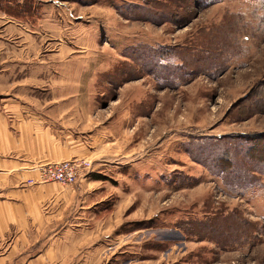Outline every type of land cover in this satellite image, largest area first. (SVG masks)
Listing matches in <instances>:
<instances>
[{"label":"rangeland","instance_id":"374dc122","mask_svg":"<svg viewBox=\"0 0 264 264\" xmlns=\"http://www.w3.org/2000/svg\"><path fill=\"white\" fill-rule=\"evenodd\" d=\"M199 1L0 10V130L48 147L20 153L35 159L9 189L55 236L32 255L51 242L57 264H264V165L238 140L264 137V0ZM75 159L90 163L78 184L40 180Z\"/></svg>","mask_w":264,"mask_h":264},{"label":"crops","instance_id":"0c3cea01","mask_svg":"<svg viewBox=\"0 0 264 264\" xmlns=\"http://www.w3.org/2000/svg\"><path fill=\"white\" fill-rule=\"evenodd\" d=\"M22 143H27V138L23 134H16L7 129L0 130V264H57V256L52 255L54 243L46 244L44 254H31L39 244L43 245L55 236H52V233L50 236L46 234L48 230L47 228L44 230L45 225L42 220L32 218L35 210L26 207L27 194L20 189L9 190L11 185L16 186L21 182L25 172L23 170L29 166L31 160L35 159V157L26 158L20 153L24 151L38 153L37 161L45 157L49 159L45 154V148L48 147L44 143L42 146L39 144L34 146L35 142L32 144L30 141V144H27L32 145L31 148H23L20 146ZM60 196L66 195L59 194L56 198ZM75 197V194L71 193V199ZM35 214L41 215L43 211Z\"/></svg>","mask_w":264,"mask_h":264},{"label":"trees","instance_id":"16d2710c","mask_svg":"<svg viewBox=\"0 0 264 264\" xmlns=\"http://www.w3.org/2000/svg\"><path fill=\"white\" fill-rule=\"evenodd\" d=\"M217 2H220L219 0H200L199 4L201 7L206 8L210 5H213ZM0 10L4 11L5 13L12 15V16H17L20 18L21 16L27 14V7L24 4L20 3V0H0ZM264 139V137H259V138H247V137H239L238 140L243 142V145L246 146L247 142L249 145L253 144L256 145L255 147H248L246 150V156L248 157L249 161L256 162L258 161L259 164L264 165V141L261 143V141ZM255 140V141H254ZM246 142V144L244 143ZM254 142V143H252ZM256 142V143H255ZM247 145V146H249ZM242 148V147H241ZM230 150V149H228ZM226 155L222 156V159L220 158L218 163L220 161H223L222 165L223 168H219L218 175L225 180L226 184L232 185L233 183L239 182L240 180H243L244 176H242L240 173L237 172L234 169V165L230 163V159ZM250 157V158H249ZM259 158V159H257ZM216 162V161H215Z\"/></svg>","mask_w":264,"mask_h":264},{"label":"built area","instance_id":"2783aa9c","mask_svg":"<svg viewBox=\"0 0 264 264\" xmlns=\"http://www.w3.org/2000/svg\"><path fill=\"white\" fill-rule=\"evenodd\" d=\"M90 163L79 159L68 160L40 168V180L43 183H57L62 187H71L78 184L83 170L88 169ZM31 184H35L31 181Z\"/></svg>","mask_w":264,"mask_h":264}]
</instances>
